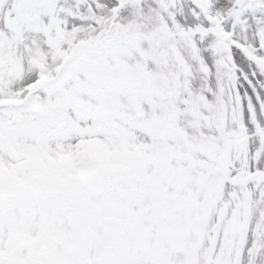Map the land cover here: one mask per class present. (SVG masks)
Segmentation results:
<instances>
[{"label": "snow or ice", "instance_id": "1", "mask_svg": "<svg viewBox=\"0 0 264 264\" xmlns=\"http://www.w3.org/2000/svg\"><path fill=\"white\" fill-rule=\"evenodd\" d=\"M0 264H264V0H0Z\"/></svg>", "mask_w": 264, "mask_h": 264}]
</instances>
